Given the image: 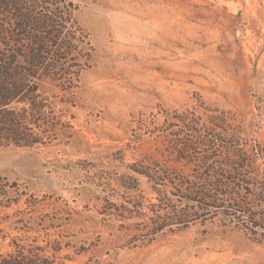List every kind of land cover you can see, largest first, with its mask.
Instances as JSON below:
<instances>
[{
  "label": "rangeland",
  "instance_id": "1",
  "mask_svg": "<svg viewBox=\"0 0 264 264\" xmlns=\"http://www.w3.org/2000/svg\"><path fill=\"white\" fill-rule=\"evenodd\" d=\"M73 1L92 46L90 65L73 106L42 85L70 121L66 134L45 146L0 148V177L16 183L8 198L19 197L0 211V252L21 235L14 227L51 223L50 238L61 246L55 264H264V204L253 234L251 196L241 192L244 208L235 215H203L173 185H159V193L130 168L195 171L168 145L178 114L210 109L227 116V144L260 151L254 164L264 176V0ZM31 194L32 208L25 205Z\"/></svg>",
  "mask_w": 264,
  "mask_h": 264
},
{
  "label": "trees",
  "instance_id": "2",
  "mask_svg": "<svg viewBox=\"0 0 264 264\" xmlns=\"http://www.w3.org/2000/svg\"><path fill=\"white\" fill-rule=\"evenodd\" d=\"M77 10L73 0H0V148L45 146L71 127L65 112L57 113L50 101L57 95L44 93L42 85L47 82L58 88L60 101L74 105L80 74L89 67L92 54L88 33L76 18ZM209 110L178 114L180 127L168 145L178 160L195 162V171H159L156 163L130 168L146 176L159 193V185H173L181 197L195 204L192 212L203 215L229 210L235 215L244 208L238 199L241 192L251 196L257 205L248 209L246 216L248 228L257 234L261 228L258 204H264V189L255 190L264 186V176L254 164L260 151H249L240 143L227 144L231 133L225 112ZM200 146L208 149L202 156L197 155ZM220 149L223 158L214 164ZM15 188V182L0 177V211L19 202V197L8 198L9 189L17 192ZM225 198L231 201L225 203ZM36 203L33 194L25 199L26 207ZM2 223L0 219V240L5 238ZM50 224L42 223L41 229L14 227L21 235L11 237L8 252H0V264H55L61 246L56 238H50ZM29 232L35 234L29 236Z\"/></svg>",
  "mask_w": 264,
  "mask_h": 264
}]
</instances>
